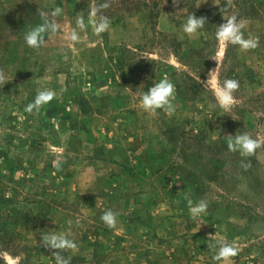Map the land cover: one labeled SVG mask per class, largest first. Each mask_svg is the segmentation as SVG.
Segmentation results:
<instances>
[{"label": "rangeland", "instance_id": "374dc122", "mask_svg": "<svg viewBox=\"0 0 264 264\" xmlns=\"http://www.w3.org/2000/svg\"><path fill=\"white\" fill-rule=\"evenodd\" d=\"M120 1L104 12L109 32L97 37L89 27L69 46L65 34L78 15L87 21L94 0H0L9 80L0 85V253L15 264H55L41 246L55 231L78 244L63 253L71 264H223L208 247L216 234L240 249L229 264H264V147L249 158L227 151L229 135L264 137V0H234L211 15L200 11L225 0ZM56 6L61 35L29 48L38 11ZM192 14L208 23L189 37ZM223 15L245 21V38L259 37L254 50L226 47L219 79L240 83L230 112L210 107L204 87L218 66ZM163 78L175 85L176 112L150 117L140 97ZM38 89L56 98L31 115L24 108ZM186 196L206 199L207 213L194 221ZM107 210L117 213L115 230L101 220Z\"/></svg>", "mask_w": 264, "mask_h": 264}, {"label": "clouds", "instance_id": "9594fccd", "mask_svg": "<svg viewBox=\"0 0 264 264\" xmlns=\"http://www.w3.org/2000/svg\"><path fill=\"white\" fill-rule=\"evenodd\" d=\"M174 7H179L182 0H172ZM167 3V0H166ZM214 4L216 0H214ZM111 6V0L92 5L89 7L87 21L83 15H78L75 20V27L71 28L65 34V38L70 45L79 44L83 42L85 37L81 33L86 32L90 27L92 33L101 37L102 34L110 31L111 21L104 12ZM234 6V0H225L224 6L220 8L223 13L226 9ZM200 5H198V8ZM63 8L56 6L51 11H38V15L42 19V23L31 28L24 36L26 45L39 52L42 48H46L53 38L61 35L62 25L58 22ZM224 23L220 24L216 30L215 36L218 41L219 50L217 58L213 59L217 62V67L210 70L208 73V80L204 83V87L212 92L215 103L210 107L219 106L225 112H230L237 105L235 93L240 89V83L236 79L226 78L222 82L219 79L218 72L222 58L225 55L227 45H236L242 51H250L259 47V37H252L249 35L245 38L244 28L245 21L238 19L236 15L225 16ZM206 16L197 17L195 14L189 15L183 25V32L189 36H195L201 29L205 27L207 22ZM65 58H67L65 56ZM9 82L8 77L3 69H0V85H5ZM56 98V92L51 89L37 90V95L33 102L26 105L24 111L31 115H39L41 110L50 104ZM176 88L175 85L167 78L161 79L155 83L148 91L144 92L140 97V107L150 117H156L160 111L166 115H173L176 112ZM235 120V119H234ZM264 147V137L253 138L250 133H237L235 136L229 135L227 139V151L231 153H239L241 157L249 158L257 155V150ZM53 166L58 170L61 164L53 161ZM242 167L247 170L251 167L250 163H242ZM191 218L195 221L205 215L208 211L209 203L206 199H201L194 202L192 199L185 197ZM101 220L110 229H117L118 218L117 213L112 210H107L101 216ZM71 224V221H69ZM41 246L51 250L54 257L55 264H71V256H65L63 253H75L78 250V244L74 239L69 238L63 232L57 233L55 231L46 232L41 235ZM209 240L215 241L208 245L209 248L216 249V254L213 257L217 262L229 264L232 258L239 255L240 249L233 242L228 243L223 239H217L216 234L210 235ZM0 259L4 264H15L7 252L0 253Z\"/></svg>", "mask_w": 264, "mask_h": 264}, {"label": "trees", "instance_id": "16d2710c", "mask_svg": "<svg viewBox=\"0 0 264 264\" xmlns=\"http://www.w3.org/2000/svg\"><path fill=\"white\" fill-rule=\"evenodd\" d=\"M94 2H95V5H98L100 3L106 2V0H94ZM119 2H121V1L120 0H115V1L114 0H111V6H110L109 9L116 10L117 7H118L117 6V3H119ZM143 8H144V11H145L147 9V5H143ZM109 9H107L106 11H109ZM219 10H220V6H215V7L209 8V9H203L200 12L203 13V14H209V15H211L213 12H216V11H219ZM148 15H150V16L153 15L152 12H151V10L148 11ZM207 23H208V21L206 22V24Z\"/></svg>", "mask_w": 264, "mask_h": 264}]
</instances>
